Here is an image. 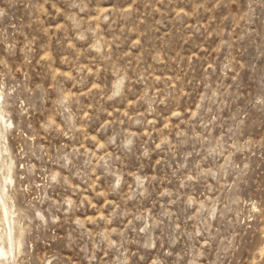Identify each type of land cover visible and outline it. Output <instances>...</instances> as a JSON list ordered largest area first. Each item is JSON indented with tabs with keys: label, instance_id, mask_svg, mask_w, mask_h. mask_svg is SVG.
Returning a JSON list of instances; mask_svg holds the SVG:
<instances>
[{
	"label": "rangeland",
	"instance_id": "374dc122",
	"mask_svg": "<svg viewBox=\"0 0 264 264\" xmlns=\"http://www.w3.org/2000/svg\"><path fill=\"white\" fill-rule=\"evenodd\" d=\"M0 155V264H264V0H0Z\"/></svg>",
	"mask_w": 264,
	"mask_h": 264
},
{
	"label": "bare ground",
	"instance_id": "6f19581e",
	"mask_svg": "<svg viewBox=\"0 0 264 264\" xmlns=\"http://www.w3.org/2000/svg\"><path fill=\"white\" fill-rule=\"evenodd\" d=\"M1 156V155H0ZM3 197V196H2ZM1 209V208H0ZM3 218V217H2ZM4 247V246H3Z\"/></svg>",
	"mask_w": 264,
	"mask_h": 264
}]
</instances>
